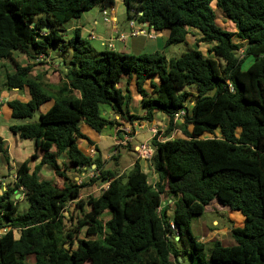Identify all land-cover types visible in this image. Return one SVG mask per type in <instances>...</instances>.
<instances>
[{"label": "trees", "instance_id": "obj_1", "mask_svg": "<svg viewBox=\"0 0 264 264\" xmlns=\"http://www.w3.org/2000/svg\"><path fill=\"white\" fill-rule=\"evenodd\" d=\"M115 2L0 0V61L16 67L0 87L28 88L31 95L27 103L8 102L18 122L10 131L35 144L14 186L0 187V230L9 229L0 236V264H184L176 242L190 255L189 264H264V0H122L128 19L168 34L166 48L187 43L194 30L200 33L197 48L169 60L161 52L96 51L80 29L67 35L69 21L96 8L103 14ZM213 4L236 32L218 25ZM56 44L72 54L57 85L34 77L35 65L14 61L15 52L31 60L49 58ZM202 44L210 47L209 55L199 49ZM124 73L136 82L145 116L130 114L129 85L119 87ZM50 100V110L31 122ZM105 106L121 121L103 116ZM162 116L168 127L151 139L154 156L148 161L159 179L155 185L138 163L121 175L79 148L80 140L94 145L81 122L102 133ZM176 131L182 135L172 138ZM116 151L120 147L111 152ZM0 154L9 163L1 136ZM94 165L89 181L70 176L85 175ZM43 168L63 180L61 188L43 177ZM99 182L108 188L83 201L82 190ZM19 192L29 203L24 214L15 199ZM214 201L245 219L243 227L231 229L233 246L205 243L193 234L192 221ZM71 203L76 222L72 213L65 216ZM84 229L95 239H79Z\"/></svg>", "mask_w": 264, "mask_h": 264}, {"label": "crops", "instance_id": "obj_2", "mask_svg": "<svg viewBox=\"0 0 264 264\" xmlns=\"http://www.w3.org/2000/svg\"><path fill=\"white\" fill-rule=\"evenodd\" d=\"M117 8L118 7L115 5L114 7L110 8L109 10L106 11L108 13L109 12L111 13V11H113V9L116 10L114 18L112 16V13L111 14L109 13L110 16L112 17L113 22H114L113 24L112 23H110V24L105 23L104 15L102 14L100 9L96 8V9H94L88 13H84L83 16L78 20L69 21L66 24L67 35L70 36L74 33V31L76 29H80L82 31V33H81L82 37L88 41L96 40V39L110 40L112 42V44L114 45L113 50L116 52H122V53L131 54V55L152 54V53H156V52H161V53H164L166 55V42H167V37H168V34L166 32L158 33V32H154V31H150L148 29H145L143 34H139L138 36H132L131 35L132 28L131 27H130V31H129V30H121L120 26H118L120 21H119V17H118V13H117ZM95 10H99V12L95 11ZM125 11H126V8H125ZM93 12H97L98 14L95 13L94 15L90 16V14H93ZM100 17L103 18L104 32H105L104 36L99 35L101 39L98 38V36H97V33H98L97 28H98V25L100 22ZM154 34H156V35L154 36ZM192 34L195 36V38ZM192 34L188 36L187 44L189 46L194 47L195 44L193 45L192 41L195 42V39L200 38V33L198 31L194 30V31H192ZM93 35L95 38H92ZM121 36L124 38L122 41H120L118 39V37H121ZM103 40H101V41L103 42ZM103 43L104 44L102 47H104V50H105L107 48V43L106 44H105V42H103ZM13 58H14V61L16 63L20 64L23 67H25L29 64L35 65V68H34L32 75L34 77L42 76L43 81L46 84L57 85L61 82V79L63 76L62 75L63 70L61 68L63 66L59 63H54L53 59L51 58V55L49 56V58L41 56V57H36L35 59L31 60V59H29V57L26 54H24L22 52H15ZM0 63L3 64L2 65L3 67L10 65L11 70H10L9 74L15 73L16 67H15V63L13 61L2 60V61H0ZM6 63H7V65H5ZM54 78H57L58 81H53ZM128 85H129L130 94H131V102H130L129 109H130V114H133V111L135 109H140L141 98L137 93L135 80L134 79L130 80V75L127 73H124L122 76L121 83L119 84V87H121L123 90H126ZM53 92L54 91H51V94H54ZM0 99H4V105L2 107H0V118H3L5 122L10 123V120L13 118H12V111L9 108L7 102L20 101L22 103H27L31 100V95H30L28 88H25L23 90L15 89V90L8 91V90H4L3 88L0 87ZM53 105H54V100H50V101L46 102L45 104H43L39 110V117L41 114L48 112ZM102 109H103V107H102ZM102 109H101V112H102L103 116L108 117L111 120L114 119L118 122L121 121L119 116H114L113 112L109 108L106 110L105 109L102 110ZM145 114H146L145 111L144 110L141 111V109H140L139 114H136V115L145 116ZM159 116H161V115H159ZM159 120L164 124H168V119L163 117V116L160 119L155 120V122L156 121L159 122ZM10 127H11L10 125L9 126H0V136L2 137L4 142L6 143V148L8 150L9 157H10L9 163H6L7 168L9 170H14V172H16V174H17L19 166L21 164H23L24 162L29 161L32 158V156L35 154V144L32 141L22 140L18 135L13 134L10 131ZM140 127L141 128L143 127V128L141 129ZM80 129H81L82 133L84 135H86L88 138H90L92 140V142L94 143V145H90L87 141L80 140L78 143L80 150L86 156H89L92 159H97L98 157H100L101 160L105 163V167L107 168V166H106L107 163L105 162V160L107 158L101 154V149H100V145L102 144V142L106 139L109 140L111 142L112 146H114L113 149H115L116 145L120 146L121 144H123L124 139L127 136L126 134H129V133H127L129 131V129H131V132L136 130V129L137 130L139 129L142 132L143 131L148 132L149 125L147 124V122H136L134 125L123 122V125H121L120 127L106 128L102 133H98L94 129H92L89 125H87L86 123L81 122ZM191 129L192 128L189 127V130H191ZM2 130H6L8 132L6 134V136L2 135V132H1ZM118 132H121V134H120L121 136L118 135ZM124 132H126V133L124 134ZM142 132L138 131L137 134L134 137H132L133 141H136V143H139V144L150 142V140L152 139L151 136L147 137L144 142L139 140ZM178 132L179 131H176V133L174 134L175 137L178 136ZM124 135H125V137H124ZM130 147H132V145H130ZM117 156H119L121 163H123L122 160L124 157L129 158V160L131 162V164L129 165L130 166L129 170L133 169V167L138 163V164H140L143 172H145L147 175H149V181H150V177L152 179L154 178L156 181H158L157 180L158 176L154 172V170L152 169L151 163L148 161H145L139 157L138 145H136V147L131 152H129L127 150L125 155L121 153V150L118 151ZM39 163H40V160L32 161L30 163V167L32 169H34L37 165H39ZM42 173L51 174V172H49V170H47V168H43ZM1 182H4V180ZM3 184L4 183H2V185ZM16 199L19 202H22L24 200V197L22 194L19 193L16 196ZM215 223L216 222H214V224ZM200 239L201 238H199V240Z\"/></svg>", "mask_w": 264, "mask_h": 264}, {"label": "rangeland", "instance_id": "obj_3", "mask_svg": "<svg viewBox=\"0 0 264 264\" xmlns=\"http://www.w3.org/2000/svg\"><path fill=\"white\" fill-rule=\"evenodd\" d=\"M115 5L118 7L117 13H118L119 21H120L118 26H120L121 30H129L130 31V27H131L132 28V33H131L132 36H138L139 34H143L144 29H142L141 25L138 24L137 20H135L134 18L128 19L127 12L125 11V7H124L122 0H116ZM213 7L216 9V12H217V18H218L217 23H218V25L221 26L226 31L236 32L235 25L233 23H231L229 20H227L222 15V13L217 10L215 4H213ZM114 9H113V11H111L113 18L115 17V13H116L115 12L116 10H114ZM95 11L99 12V10H95ZM95 13H97V12H93V14H90V16L94 15ZM109 13L107 12V15L105 16L104 21H105V23H109V24L112 23L113 24L114 22L112 20V17L110 16L111 13L110 14ZM105 19H107V20H105ZM144 27H146V26L144 25ZM97 30H98V33H97L98 38H100L99 35H101V36L105 35L104 23H103L102 17H100V22H99ZM155 35L156 34H154V36ZM92 38H95L94 35L92 36ZM118 39L120 41H122L124 38L121 36V37H118ZM101 40H103V39H101ZM101 40H99V39L90 40L89 43L96 51L104 50V47H102L104 44L103 42H105V44L107 43V47H111V48L114 47V45L112 44V42L110 40H103V42ZM235 41L237 42V40H235ZM192 44L193 45L195 44L194 47L189 46L187 43H182V44L173 45L171 47L166 48L167 58L168 59L178 58L181 55H183L184 53H186L192 49L197 48L196 43L194 41H192ZM61 47H62L61 44H56L52 48L51 58L53 59L54 63H59L62 65V63H64V60L68 61L72 58V54H71V51L69 49H65V50L61 51L60 50ZM199 49L202 50L205 53V55H209L208 52L210 50V47L208 45L202 44V45H200ZM2 65L3 64L0 63V83L3 81L5 74L9 73L11 70L10 65H7V63L5 64V65H7L5 67H3ZM249 65H250V62H249V64H247L246 67H248ZM62 68L64 71L65 70L64 67H62ZM53 81H58V79L54 78ZM0 86H1V84H0ZM191 101H193V98H191ZM7 104H8V102H7ZM3 105H4V99H0V107H2ZM104 109L106 110V109H108V107L105 106V107H103L102 110H104ZM140 109H141V111L143 110L142 107H140ZM140 109H135L133 111V114H135V115L139 114ZM38 120H39V111L37 113H35L34 118L31 122L34 123V122H37ZM144 122H146V121H144ZM14 124H18V122L14 119H11L10 123H8V122H5L3 118H0V126H9V125L12 126ZM147 124L149 125L148 132H144V131L142 132L139 129L138 130L136 129L137 131L134 130L131 132V129H129V131L127 132L129 134H126L127 135L126 137L124 135L125 139H124L123 144H121L120 146L116 145L115 147H120L121 153L125 155L127 150L129 152H131L136 147V145H138V148H140V146L142 145V144L136 143V141H133V139H132V137H134L138 131L142 132L139 140L144 142L147 137L151 136V138H152L154 136V134H156V133L159 134L160 130L162 131V133H164L168 127V124H164L160 120H159V122L158 121L147 122ZM1 132H2L3 136H6V134L8 133L6 130H2ZM125 133L126 132H124V134ZM178 135H182V133L178 132ZM216 136L220 137L219 131L216 132ZM204 137L212 138L213 136L212 135H206ZM172 138H177V137L172 135ZM150 142H151V140H150ZM150 142H146V143L150 144ZM143 144H145V143H143ZM130 145H132V147H130ZM113 148H114V146H112L111 142L107 139L104 140L102 142V144L100 145L101 154L107 158L105 160V162L107 163L106 164L107 169L118 171L119 174H121V175L122 174L126 175L130 171L129 165L131 164V162H130L129 158H125V157L122 160L123 163H121L119 158H118V160H115L114 158L118 157L117 156L118 151L111 152ZM139 157H140V155H139ZM141 159L145 160L144 158H141ZM4 160H5V158L2 155H0V187L3 186V190L6 191L7 190L6 186H9V185L14 186L13 184L15 183V180H16V172H14V170H9L7 168V165H6V163H7L6 160L5 161ZM145 161H147V160H145ZM93 170H95L94 167H93V169H91L87 173H85V175H83L82 173H79L77 175L76 173L71 172L70 176L71 177L77 176L76 180L79 183H82L84 181H89L91 178L95 177V175H94L95 173L93 172ZM43 177L45 179H49V180L53 181V183L59 188H61L63 185V180L56 177L53 173H51V174L43 173ZM3 180H4V182H1ZM157 180H159V179H157ZM149 182L151 184L155 185L158 181H156L154 178L152 179L150 177ZM2 183H4V184L2 185ZM107 188H108V184H100V182L94 183L92 186H87L82 190L81 199L83 201H87L89 196H96L97 197L100 195V193H102ZM0 194H1V191H0ZM16 196H15V199H16ZM168 199H167V196L163 197V200H168ZM19 205H20V213L21 214H24L28 211L29 203L27 201L23 200L22 202L19 203ZM172 208H174L173 204H171V211L169 214L170 216L173 214ZM85 210H86V212H89L90 207L87 205L85 207ZM68 211H69V213L66 212L65 216L67 218H69L70 213H72L74 218H75L74 222H76V215H78L76 204L71 203L69 205ZM107 213H109V212L107 211L106 214ZM108 217H109V215H108ZM214 222H216V223L214 224ZM244 224H245V219L241 215V213L231 211L229 208L223 207L217 201H214L211 206L206 207V210H205L203 216L195 218L192 221L191 227H192L193 234L197 238H201L200 240L202 242L209 243V242H214V241H221L224 246H233V245H235V241L233 240V238L231 236V229L233 227H243ZM68 225L71 226V222H68ZM8 230H9L8 228L0 230V236L3 235ZM78 237H79V239H84V240L95 239V237L87 236L85 229L81 232V234ZM176 246L181 251V259L184 260V264H189L191 261L190 255L187 254L183 250L182 245L179 242H176ZM34 261L35 260L33 257L29 258V262H34Z\"/></svg>", "mask_w": 264, "mask_h": 264}, {"label": "built area", "instance_id": "obj_4", "mask_svg": "<svg viewBox=\"0 0 264 264\" xmlns=\"http://www.w3.org/2000/svg\"><path fill=\"white\" fill-rule=\"evenodd\" d=\"M103 15H104V18H105V16L107 15V12L105 11L103 13ZM105 20H107V19H105ZM184 115H185V113L182 112L181 114L176 115V119L179 120ZM156 135H158V133L154 134V136L152 138H154ZM138 154L140 155V158H144L147 161H151L153 159V156H154V151H153V149H152L150 144L145 143V144H142L140 146V148H138ZM171 228H172V230H175L174 224L171 225Z\"/></svg>", "mask_w": 264, "mask_h": 264}, {"label": "water", "instance_id": "obj_5", "mask_svg": "<svg viewBox=\"0 0 264 264\" xmlns=\"http://www.w3.org/2000/svg\"><path fill=\"white\" fill-rule=\"evenodd\" d=\"M142 14V13H141ZM44 31H49V27L45 28ZM94 168L96 167L95 165L93 166ZM7 189V188H6ZM7 191V190H6ZM177 241H179V238H177Z\"/></svg>", "mask_w": 264, "mask_h": 264}]
</instances>
